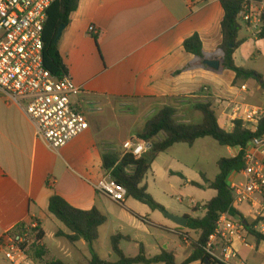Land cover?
I'll list each match as a JSON object with an SVG mask.
<instances>
[{
    "label": "crops",
    "instance_id": "1",
    "mask_svg": "<svg viewBox=\"0 0 264 264\" xmlns=\"http://www.w3.org/2000/svg\"><path fill=\"white\" fill-rule=\"evenodd\" d=\"M221 1H80L60 37V53L69 76L83 89L75 104L86 114L90 128L65 147L52 150L37 136L35 125L24 109L0 92V240L19 225L31 224L32 220L38 222L45 240L44 223L51 219L49 202L54 193L77 208L90 210L97 207L104 213L101 197L105 196L92 185L106 175L102 169V153H124L123 145L144 128V124H138L141 113L151 108L158 112L173 107L180 113L190 114L184 123H193L199 117L193 110L194 104L212 100L220 125L231 131L233 122L242 120V111L236 113V106L243 109L264 106V90L257 81L240 80L234 85L235 73L222 66L220 70L207 69L202 60L184 49V41L197 34L206 60L221 61L218 51L223 40ZM244 1L253 5L262 0ZM242 24L240 36L245 42L234 54L235 63L264 75V69L256 68L259 61H264V41L257 39L253 28ZM91 26L98 29V34L88 33ZM121 101H128L133 109V123L125 127V136L119 109L126 104H117ZM107 113L116 120L114 127L104 124ZM163 137L161 135L158 140ZM179 145L160 154L153 170L161 156L175 151ZM227 149L229 157L238 154V149ZM185 177L190 183L195 182ZM129 201L120 205L125 215L142 212L136 214H143L145 218L150 216L148 210L135 202L129 204ZM198 208L202 209V206ZM249 209L248 214L243 215L247 222L252 220L253 211L251 207ZM144 220L142 223L146 224L148 221ZM249 237L253 236L244 232V241L234 242L235 250L248 264H264V243L258 244L254 237L251 249L256 255L243 253ZM131 238L132 242H137ZM185 241L183 249L187 258L193 248L192 242ZM43 244L48 259L52 252L45 241ZM77 244L89 250L84 240L74 245ZM140 244L146 252L145 245L139 243V247ZM164 250L174 252L168 248ZM174 253L178 264L186 260L180 263L179 254ZM2 256L0 251V258Z\"/></svg>",
    "mask_w": 264,
    "mask_h": 264
},
{
    "label": "trees",
    "instance_id": "2",
    "mask_svg": "<svg viewBox=\"0 0 264 264\" xmlns=\"http://www.w3.org/2000/svg\"><path fill=\"white\" fill-rule=\"evenodd\" d=\"M80 1L56 0L48 12V20L44 31V65L58 80L63 79L69 73L60 53V39H57V34L61 26L68 27L72 14L78 10ZM221 4L224 10L222 21L223 40L218 51L221 54L222 69L235 73L234 85L240 80L253 79L264 90V75L238 67L234 60L235 52L245 42L240 36L243 29L240 13L249 5V2L244 0H222ZM257 39L264 41V16L262 17V27ZM183 45L187 53L202 61L206 60L199 35L195 34L187 38ZM204 67L211 69L206 65ZM193 110L202 114L201 122H179L176 119V108H163L146 122L144 128L135 137L137 143L151 142V149L139 159L129 153L103 152L102 169L119 185L126 188L128 198L147 205L152 211L165 212V208L157 203L149 193L148 185L145 183L146 177L152 171V166L160 154L177 144H186L192 147L196 141L205 138H212L223 147L240 149L241 151L236 157L222 158L218 161L219 174L214 181H208L205 176H202L206 181L205 186L191 182L194 186L212 189L216 191L217 195L203 206V216L197 218L187 217L189 219L187 226L177 230L182 240L187 237L191 239L192 233L198 237L192 243V253L182 264H204L206 259H210L213 264H218L216 260L208 256L205 247L210 237L215 233L217 222L222 214L228 213L235 219L245 220L238 207L234 206V195L228 180L233 173L240 174L245 169L243 150L254 138L264 136V119L259 122L256 130L251 129L249 126L246 127L243 120L237 119L233 122L232 130L227 131L219 123L217 109L212 100L194 104ZM161 135H164V137L158 140ZM195 211L199 212L200 209L197 207ZM49 213L69 231L68 234L59 231L57 233L58 237L65 238L73 245L81 240L88 244L89 251L92 254V260L88 264H178L176 254L165 250L158 256L148 258L142 244H140V252L137 257H127L121 249V243L123 241L132 242V238L123 236L120 233L111 238V248L118 260L116 262L106 261L99 257L94 249V243L100 238V229L108 222L106 215L97 207L83 210L70 204L61 195L54 193L49 202ZM32 221L37 223L40 230L39 239L43 243L44 232L36 220ZM25 225L24 223L19 225L16 231L23 229ZM251 226L250 224L245 225V233L253 236L258 244L264 243V234L253 230ZM46 256L47 251L44 244L33 246L31 257L36 264H65L60 260L46 261Z\"/></svg>",
    "mask_w": 264,
    "mask_h": 264
},
{
    "label": "built area",
    "instance_id": "3",
    "mask_svg": "<svg viewBox=\"0 0 264 264\" xmlns=\"http://www.w3.org/2000/svg\"><path fill=\"white\" fill-rule=\"evenodd\" d=\"M55 1L0 0V92L24 109L35 125L37 136L48 148L59 150L87 131L90 124L82 109L72 102L73 97L82 94V87L69 75L56 79L44 65V31ZM263 16L264 1L249 4L240 13L241 21L253 28L256 36L261 31ZM88 33L98 34V29L91 26ZM235 109L236 113L242 111L245 126L253 130L264 119V106ZM151 147V142L128 141L123 145L124 154L137 159ZM243 160L245 169L240 174L244 181L230 184L234 206L251 207L252 220L248 224L264 234V136L249 143L243 150ZM92 185L99 194L120 205L128 198L126 188L108 174ZM190 203L198 207L195 200ZM244 221L247 220L235 219L228 213L220 216L205 247L208 256L218 264H248L234 248L236 240L244 241ZM39 236V227L34 222L8 232L0 240L4 259L9 264H36L31 253L33 246L43 245Z\"/></svg>",
    "mask_w": 264,
    "mask_h": 264
},
{
    "label": "rangeland",
    "instance_id": "4",
    "mask_svg": "<svg viewBox=\"0 0 264 264\" xmlns=\"http://www.w3.org/2000/svg\"><path fill=\"white\" fill-rule=\"evenodd\" d=\"M254 65L252 64V67ZM255 67V66H254ZM257 69H264V61L261 60L256 66ZM259 84V83H258ZM252 85V84H251ZM72 102H76V97L72 98ZM117 104H126L125 107L119 109L121 117L120 124L123 128V135H126L125 127H130L133 123L131 117L133 113L132 107L128 101L118 102ZM159 112V111H158ZM157 109L151 108L145 113H141L138 117V124H146V122L155 116ZM180 113L177 111L176 119L184 123L190 114ZM199 117L194 119L193 123L201 122L202 114L197 113ZM130 115V116H129ZM184 115V116H183ZM125 116V117H124ZM199 118V119H198ZM115 119L110 113L106 114L104 124L114 127ZM132 142L137 143L136 138H132ZM228 149L219 145L214 139L199 140L194 147L185 144L179 145L173 152H169L160 157L155 169L148 174L145 183L148 185L149 193L154 200L165 208V212L152 211L147 205L138 203L134 199H127L129 204L135 202L145 210L150 212V216L145 218L135 212L133 215L128 213L125 215L121 210V206L109 200L107 197H101L103 200V212L108 218V223L103 226L100 239L94 243L95 252L99 257L106 261L115 262L117 256L111 251L110 238L112 235L120 233L133 237L137 242H122L121 247L123 252L128 257H136L139 255V243H143L146 247V254L148 256H155L159 254L162 249L168 248L169 251H174L179 254V262L181 263L186 258V252L183 249V244L186 242L182 240L177 233L179 227L169 219L168 215L176 217H201L204 215L203 206L213 199L217 193L212 189H202L192 185L189 180L195 181L202 185L206 184L202 173L206 176V180L214 181L219 174L218 161L222 158H228ZM231 158V157H230ZM182 175V176H181ZM202 175V176H201ZM244 181L241 174L233 173L228 182L229 184L240 183ZM195 200L198 206H202L199 212L195 211L194 205L190 202ZM127 207L128 204H125ZM199 209V208H198ZM238 210L242 215H247L250 211L247 205L239 206ZM141 219H139L137 216ZM51 219L44 223L46 232L45 244L52 254L49 260H60L66 264H88L92 260L91 252L84 246L77 244L72 245L65 238L58 237L57 233L63 231L69 233L68 229L59 222L54 216L50 215ZM142 219H147L146 224L142 223ZM136 220V221H135ZM197 236L192 233L191 239L186 238L187 241L192 242L197 240ZM254 245L253 237H249L246 246L244 247V254L256 255V251L251 249ZM46 258V261H48ZM0 264H9L2 256Z\"/></svg>",
    "mask_w": 264,
    "mask_h": 264
},
{
    "label": "water",
    "instance_id": "5",
    "mask_svg": "<svg viewBox=\"0 0 264 264\" xmlns=\"http://www.w3.org/2000/svg\"><path fill=\"white\" fill-rule=\"evenodd\" d=\"M65 29H66V27L64 25L60 27L58 34H57V39H60V37L62 36ZM203 63H204V65L210 67L213 70H220V68H221V61L220 60H204ZM168 217L179 228H185L187 226L188 221H189V219L186 217L181 218V217H176L173 215H168ZM237 219H239V218H237ZM244 224L247 225L248 222L244 221ZM204 264H213V263L210 259H206Z\"/></svg>",
    "mask_w": 264,
    "mask_h": 264
}]
</instances>
